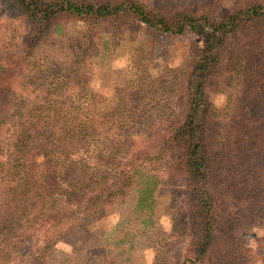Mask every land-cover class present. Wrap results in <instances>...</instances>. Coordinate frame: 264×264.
<instances>
[{"label": "trees", "instance_id": "obj_1", "mask_svg": "<svg viewBox=\"0 0 264 264\" xmlns=\"http://www.w3.org/2000/svg\"><path fill=\"white\" fill-rule=\"evenodd\" d=\"M9 2L33 34L21 56L8 51L0 60V129L9 121L14 128L9 151L0 142V262L50 264L52 248L70 242L71 255L78 257L88 248H124L130 264L137 246L133 226L156 224L164 178H180L184 209L191 214L184 264L248 263L253 252L246 236L264 232V4L215 18L189 10L169 17L137 0ZM132 18L146 30L196 33L203 41L193 44L181 76V114L152 140L155 151L127 135L125 99L113 111L100 109L97 101L91 109L77 98L86 88L72 99L65 72L53 79L55 93L23 95L45 78L37 65L25 75L35 49L63 37L65 22L97 30ZM76 53L70 54L72 69ZM222 85L236 88L223 123L212 98ZM59 92L64 94L57 97ZM218 124L224 125L221 133ZM104 251L101 263L108 259Z\"/></svg>", "mask_w": 264, "mask_h": 264}, {"label": "rangeland", "instance_id": "obj_2", "mask_svg": "<svg viewBox=\"0 0 264 264\" xmlns=\"http://www.w3.org/2000/svg\"><path fill=\"white\" fill-rule=\"evenodd\" d=\"M137 1L161 9L169 17L180 10H189L198 16L207 13L212 17L222 18L239 8L264 4V0ZM64 25L63 37L49 38L35 49L36 52L29 63L33 64L32 66L28 67L24 63V66L28 67L25 69V75L27 72L31 73L34 65H37L38 67H35L42 68L45 78L39 81L40 86L37 85V88L27 85V91L30 92L24 91L23 95L42 98V93L39 92L42 89L55 93L59 86L53 79L65 72L68 86L71 84L72 99L74 100L76 94L85 91L86 88L84 94L77 98L91 109L97 108L95 102L93 103L97 101L100 109L113 111L117 109L119 100L125 99L129 105L125 115L130 119L126 128L127 135L134 139L140 137L143 139L141 143L144 142L142 148L151 149L152 140L162 135L171 123L170 120L181 114L179 101L181 76L187 66L193 44L203 45L201 36L196 33H187L183 36L161 34L158 31L146 30L133 18L117 23H104L97 30H91L88 25L81 23L65 22ZM32 34V28L19 15L18 10L13 9L11 2L0 0V60L8 51H14L21 56L27 50ZM75 51L80 57L76 69H72L70 54ZM16 78L17 76L13 78L14 85L19 86L21 79ZM91 88L95 89L94 92H90ZM16 92L22 95L19 90ZM3 93L4 90L0 93L1 97ZM62 94L64 93L59 92L56 96ZM212 95L222 121L233 110L236 88L222 85ZM20 108L22 109V106ZM29 108L30 106L24 105L25 111ZM223 126L216 125V132L221 133ZM12 135L14 136V128L9 121L0 129L3 152L9 151ZM150 163L154 165L153 161ZM158 164L162 167L163 162L160 160ZM158 197L154 218L156 224L147 226L138 223L133 226L136 236L134 244L137 246L131 254L130 264H184L183 254L191 228V214L184 209V182L180 178H164ZM128 201L134 204L135 193H130ZM116 221L117 219H112L110 225H114ZM246 237L248 238L245 239L246 244L253 252V258L246 264H264V232L255 231L252 236L250 233V236ZM71 246L69 242L59 243L53 247L48 258L50 264L127 262L128 254L124 248L122 250L110 247L88 248L83 256L78 257L71 255ZM103 250L108 254V259L101 263L98 255L103 256ZM14 255L21 253L16 252Z\"/></svg>", "mask_w": 264, "mask_h": 264}]
</instances>
